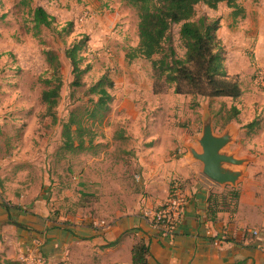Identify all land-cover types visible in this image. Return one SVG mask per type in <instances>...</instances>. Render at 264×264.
Masks as SVG:
<instances>
[{
  "label": "crops",
  "instance_id": "0c3cea01",
  "mask_svg": "<svg viewBox=\"0 0 264 264\" xmlns=\"http://www.w3.org/2000/svg\"><path fill=\"white\" fill-rule=\"evenodd\" d=\"M92 42L90 49L105 44L103 39ZM137 43L138 37L130 45ZM126 46L120 45L118 67L112 66L121 77L116 82L109 76L114 82L112 111L130 126L122 128L125 138L115 142L114 155L102 157L104 163L97 168L91 162L86 165L76 190L62 188L56 179L50 182L55 189L51 197L43 190L39 194L41 174L20 171L16 158L0 161V264H21L18 256L27 251L40 252L44 264H132L131 250L140 240L149 244V264H264L258 247L264 244V155H242L233 148L237 131L231 124L235 121L230 122L225 128L233 140L227 149L250 160L235 186L211 182L190 152L201 151L197 140L205 114L199 132L189 120L179 123L180 107L192 96L174 93L173 87L154 93L151 65L136 62L146 61L142 57L128 60ZM117 87L123 89L121 94L115 92ZM141 102L151 110L147 123L140 124ZM260 118L257 133L264 132V116ZM223 131L214 129L216 134ZM172 177L180 180L184 201L173 234L160 237L142 212L165 202ZM229 188H237V198L219 199L210 219L208 197ZM71 206L78 207L77 212L62 215ZM54 209L60 211L54 216L58 224L46 226ZM9 214L23 226L8 222Z\"/></svg>",
  "mask_w": 264,
  "mask_h": 264
},
{
  "label": "rangeland",
  "instance_id": "374dc122",
  "mask_svg": "<svg viewBox=\"0 0 264 264\" xmlns=\"http://www.w3.org/2000/svg\"><path fill=\"white\" fill-rule=\"evenodd\" d=\"M239 3L245 9L243 17L234 19L232 9L225 2L219 3L216 9L199 3L195 6V17L206 15L212 19L219 18L217 34L225 48L227 72L238 78L243 90L242 100L239 101L241 116L238 122L231 123L237 131L232 147L242 155L261 157L264 155V132H256L260 124L252 131L248 130L246 124L253 119L261 122L260 116H264V87L254 81L256 67H264V0H239ZM32 6H42L54 18L53 29L43 26L34 28L28 8L21 5L19 0H0V161L16 158L21 164L17 165L20 171L24 170L30 175L41 174L44 180L39 194L43 190L51 197L55 189L50 182L57 179L62 188L76 190L77 181L81 179L86 165L91 162L97 168L99 163H104V159L100 160L102 157L114 155L117 141L115 132L130 126V122L116 117L117 111H112L115 103L112 102L103 124L96 127L98 135L93 147L85 152L60 157L61 122L67 119L73 106L83 104L88 99L83 94V87L76 88L71 95V68L64 51L74 39L87 37L83 55L90 62L91 70L83 80L90 84L100 75L107 74L118 82L121 74L112 66L119 65L120 45L127 44V48L123 47L127 51L134 47L130 44H135L138 37V17L135 8L126 0H32ZM86 11L90 16L81 24L80 17ZM116 11L120 12L121 17ZM99 20L104 24L103 28L98 27ZM178 29L179 25H174L171 33L176 53L181 57L184 48ZM101 39L104 45L99 49H90L92 41L95 43ZM46 49L53 50L61 61L63 84L54 109L55 123L45 113V106L40 101L41 91L47 87L41 78L50 77L43 54ZM136 62L144 63L147 67L151 64L148 59ZM159 83L163 91L170 88L163 81ZM123 89L120 91L117 87L115 92L121 94ZM190 100L188 103L187 99L180 107L182 114L177 119L179 123L189 120V125L199 132L202 114H209L214 129L218 132L225 129L220 127V123L226 114V107L231 103L230 99L196 96ZM145 104L141 102L140 124L149 120L148 111L151 109ZM111 167L113 169L114 164ZM77 208L71 206L62 215L76 213ZM51 213L53 217L46 226L58 224L54 216L60 215V211L54 209Z\"/></svg>",
  "mask_w": 264,
  "mask_h": 264
},
{
  "label": "trees",
  "instance_id": "16d2710c",
  "mask_svg": "<svg viewBox=\"0 0 264 264\" xmlns=\"http://www.w3.org/2000/svg\"><path fill=\"white\" fill-rule=\"evenodd\" d=\"M135 8L138 43L126 53L131 60L142 57L151 61L153 91L163 92V81L173 87V92L193 97L228 98L231 103L226 107L220 127L224 128L232 121H239L240 109L236 102L242 96V88L237 77L227 72L225 65V48L218 37L219 18H209L206 15L195 17V6L203 3L211 9H216L219 3L225 2L232 9V17L244 16V8L239 0H126ZM28 8L34 28L41 26L53 29L54 18L42 7L32 6V0H19ZM179 25L178 35L184 53L180 57L173 43L172 28ZM87 37L74 39L65 49L72 79L69 86L84 88L83 94L88 99L83 104H76L69 111L68 117L61 122V144L58 154L61 158L72 153L85 152L93 147L98 133L96 127L103 124L113 101L112 90L114 82L107 74L100 75L94 82L86 84L83 77L91 70V64L83 55ZM46 64L50 70L49 78H41L46 88L41 91L40 101L45 106L46 114L52 117V123L57 121L56 108L63 84L61 78V61L53 51H43ZM158 56L157 58H155ZM223 107V105H222ZM222 111L220 110L219 113ZM260 124L256 119L246 124L249 131L255 130ZM124 130L120 128L114 134L116 139H124ZM238 196L237 188H229L224 194H210L208 197L209 217L214 220L215 212L212 205L219 199L230 198L234 201ZM2 205L9 211V206ZM9 213V212H8ZM8 222L23 226L14 221L10 214ZM71 230V229H70ZM149 244L143 240L132 247V264H149ZM12 264L9 262L8 264ZM14 263V262H13Z\"/></svg>",
  "mask_w": 264,
  "mask_h": 264
},
{
  "label": "water",
  "instance_id": "95a60500",
  "mask_svg": "<svg viewBox=\"0 0 264 264\" xmlns=\"http://www.w3.org/2000/svg\"><path fill=\"white\" fill-rule=\"evenodd\" d=\"M232 140L229 128H225L221 134L214 132L212 118L208 114L204 115L201 136L197 140L201 151L190 149L193 157L202 164V174L219 186H235L250 160L248 157H237L235 152L227 149Z\"/></svg>",
  "mask_w": 264,
  "mask_h": 264
},
{
  "label": "built area",
  "instance_id": "2783aa9c",
  "mask_svg": "<svg viewBox=\"0 0 264 264\" xmlns=\"http://www.w3.org/2000/svg\"><path fill=\"white\" fill-rule=\"evenodd\" d=\"M89 16V11L84 12L82 17H80L81 24ZM254 81L264 87V67H256ZM183 201L181 182L177 177H172L170 180L169 194L165 202L156 208L144 209L142 216L150 225L151 229L160 237L171 235L179 222ZM252 233L254 235L258 234L256 230H253ZM258 247L264 256V244H259ZM18 260L21 264H44L42 254L36 251L22 253L18 256Z\"/></svg>",
  "mask_w": 264,
  "mask_h": 264
}]
</instances>
